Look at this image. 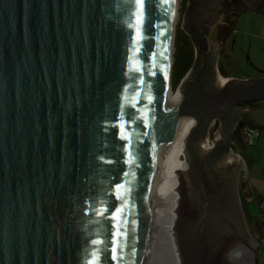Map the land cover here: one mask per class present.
<instances>
[{
  "label": "water",
  "instance_id": "obj_1",
  "mask_svg": "<svg viewBox=\"0 0 264 264\" xmlns=\"http://www.w3.org/2000/svg\"><path fill=\"white\" fill-rule=\"evenodd\" d=\"M224 3L253 6L187 3L194 60L166 107L175 0L143 23L127 0H0V264H258L230 138L264 129L245 111L264 77L220 74Z\"/></svg>",
  "mask_w": 264,
  "mask_h": 264
},
{
  "label": "rangeland",
  "instance_id": "obj_2",
  "mask_svg": "<svg viewBox=\"0 0 264 264\" xmlns=\"http://www.w3.org/2000/svg\"><path fill=\"white\" fill-rule=\"evenodd\" d=\"M185 1L187 5L189 0H185ZM181 2L182 0H179L178 18H177V23L175 25L176 35H178L180 31L185 32L186 34L188 33L185 26V15H184L186 6L181 9ZM210 39L211 41L218 43V37L215 34V30L211 32ZM227 52L229 54H232L233 57H237L238 61L240 62V65H242L246 71L251 70V67H249L248 44H246V42L245 43L242 42L241 45L235 46L234 50H232V42H231L230 45L227 47ZM173 62L174 59L172 60V65ZM219 63L221 66V60L219 61ZM223 63H225L224 59H223ZM225 67L226 68L228 67L227 63H225ZM253 75H259V74H257V72L255 74L254 72ZM263 75H260L261 77L259 78H262ZM241 140H242L241 144L237 143L236 141L233 142L231 140V148L232 151H234L237 155L241 154L240 156L243 159L245 167L248 171V181H249L250 189L253 192V197L251 202H249L245 197L242 187V178L244 175V172L242 170L240 174V179L238 181L239 186H237L238 194L240 196L239 200H240V205H241L244 223L247 232L251 238L258 241L260 229L264 228V130L260 129V135L259 137L254 139L252 146H246L244 138L242 136H241ZM263 262H264V236L261 238L260 248L258 251V264H262Z\"/></svg>",
  "mask_w": 264,
  "mask_h": 264
},
{
  "label": "crops",
  "instance_id": "obj_3",
  "mask_svg": "<svg viewBox=\"0 0 264 264\" xmlns=\"http://www.w3.org/2000/svg\"><path fill=\"white\" fill-rule=\"evenodd\" d=\"M252 5V9L238 17L225 46L221 49V68L230 78L253 79L261 77L253 75L254 72L256 74V69L264 73V0H252ZM231 42L232 50H234L235 46L241 45L242 42L248 44L250 71H246L240 65L237 57H233L232 54L227 52V47ZM223 59L228 64L227 68L225 67V63H223ZM245 111L246 116L251 121L264 125V101L245 108Z\"/></svg>",
  "mask_w": 264,
  "mask_h": 264
},
{
  "label": "trees",
  "instance_id": "obj_4",
  "mask_svg": "<svg viewBox=\"0 0 264 264\" xmlns=\"http://www.w3.org/2000/svg\"><path fill=\"white\" fill-rule=\"evenodd\" d=\"M186 6V1L182 0L181 9ZM241 9L238 6L233 8L226 14L225 24L223 25V33L227 34L233 27L236 18L240 15ZM173 65H172V73H171V88L175 90L179 85L181 79L185 76V74L190 70L193 60H194V49L192 43L185 32L180 31L178 35L175 36V44H174V54H173ZM219 72L223 77H228L226 73L222 70L221 66H219ZM257 74L263 75L264 73L260 70L256 69ZM247 107V106H246ZM243 123H240L237 126V129L232 134L231 140L234 142L241 144V130L245 127ZM240 154V153H239ZM241 155V154H240ZM264 264V262L262 263Z\"/></svg>",
  "mask_w": 264,
  "mask_h": 264
},
{
  "label": "bare ground",
  "instance_id": "obj_5",
  "mask_svg": "<svg viewBox=\"0 0 264 264\" xmlns=\"http://www.w3.org/2000/svg\"><path fill=\"white\" fill-rule=\"evenodd\" d=\"M178 3H179V0H175L174 18H173L174 25H176L177 18H178ZM213 47L215 49H217L218 45L214 44ZM179 92H180L179 85H178L177 89L175 91H173L172 88H171V80H167L166 85H165L164 105L166 107H173L176 104V101H177V99L179 97ZM241 172H242V170L239 169V171H238L239 179H240ZM251 240L257 242L253 238H251Z\"/></svg>",
  "mask_w": 264,
  "mask_h": 264
},
{
  "label": "flooded vegetation",
  "instance_id": "obj_6",
  "mask_svg": "<svg viewBox=\"0 0 264 264\" xmlns=\"http://www.w3.org/2000/svg\"><path fill=\"white\" fill-rule=\"evenodd\" d=\"M235 6L237 7L238 5L236 3H224L223 5V11H226V14H228V12L230 10H232L233 8H235ZM221 15H223V21L225 23V18L226 16L224 15V13H221V9L219 11V13L217 14V23L215 25V27L213 28V30H215V34L217 35L218 37V40H219V44L221 45V38L225 35V33L221 34ZM224 25V24H223ZM212 30V31H213ZM220 54H221V50H220ZM221 60V55L219 56V61ZM218 61V62H219ZM260 103V102H259ZM257 103V104H259ZM255 104V105H257ZM254 106V105H253ZM252 107V106H250ZM245 108H248V107H245ZM244 128H248L247 126L243 127L242 129ZM237 129V128H236ZM242 131V130H241ZM234 133V132H233ZM231 140V139H230Z\"/></svg>",
  "mask_w": 264,
  "mask_h": 264
},
{
  "label": "built area",
  "instance_id": "obj_7",
  "mask_svg": "<svg viewBox=\"0 0 264 264\" xmlns=\"http://www.w3.org/2000/svg\"><path fill=\"white\" fill-rule=\"evenodd\" d=\"M260 129L258 128H244L241 131V136L244 138L246 146H252L255 138L259 137Z\"/></svg>",
  "mask_w": 264,
  "mask_h": 264
},
{
  "label": "snow or ice",
  "instance_id": "obj_8",
  "mask_svg": "<svg viewBox=\"0 0 264 264\" xmlns=\"http://www.w3.org/2000/svg\"><path fill=\"white\" fill-rule=\"evenodd\" d=\"M127 2L130 5L134 4L136 6L137 10L141 13L139 19H140L141 23H143L144 20L146 19V17L143 14L144 0H127ZM134 18H135V16H134ZM93 243L95 244V243H98V242L97 241H93ZM99 243H103V241H99ZM112 251H113V253H115V251H116L115 247H113ZM113 258H115V256H113ZM88 264H96V262H95L94 259H90Z\"/></svg>",
  "mask_w": 264,
  "mask_h": 264
}]
</instances>
